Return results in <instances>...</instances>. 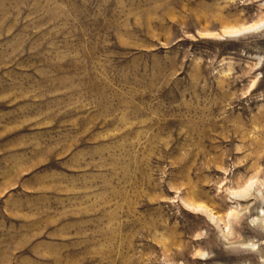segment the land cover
<instances>
[{
	"label": "rangeland",
	"instance_id": "374dc122",
	"mask_svg": "<svg viewBox=\"0 0 264 264\" xmlns=\"http://www.w3.org/2000/svg\"><path fill=\"white\" fill-rule=\"evenodd\" d=\"M261 21L264 0H0V264H264V26L226 32Z\"/></svg>",
	"mask_w": 264,
	"mask_h": 264
},
{
	"label": "bare ground",
	"instance_id": "6f19581e",
	"mask_svg": "<svg viewBox=\"0 0 264 264\" xmlns=\"http://www.w3.org/2000/svg\"><path fill=\"white\" fill-rule=\"evenodd\" d=\"M262 26H264V21L251 22L248 24L240 25V26H231L232 28H229L226 32L228 33L229 36H240V35H243L245 33L257 31V30L261 29ZM261 185L262 184L261 183L258 184L257 181H249L240 189L226 188V191L233 198L234 197L242 198L243 196H246L250 192V190H252V188L254 186H261ZM260 192L262 194H264V188H261ZM189 201H184V203L188 209H191V210L198 212V213L201 212V213L205 214L208 217V219L210 221H212L213 224H216L218 227H220L222 233L225 236H227L231 233L230 226L227 224V222H224L221 215L219 213H217L212 207H210L204 203H200V202L194 203V202H189ZM232 212H233V209H231L227 213V215L231 217V214H233ZM261 213H263V212L261 211Z\"/></svg>",
	"mask_w": 264,
	"mask_h": 264
}]
</instances>
